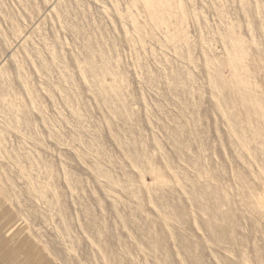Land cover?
<instances>
[{
  "label": "rangeland",
  "instance_id": "1",
  "mask_svg": "<svg viewBox=\"0 0 264 264\" xmlns=\"http://www.w3.org/2000/svg\"><path fill=\"white\" fill-rule=\"evenodd\" d=\"M0 264H264V0H0Z\"/></svg>",
  "mask_w": 264,
  "mask_h": 264
}]
</instances>
